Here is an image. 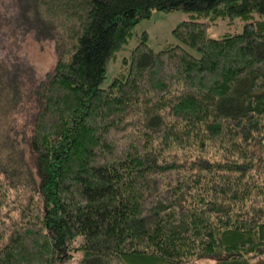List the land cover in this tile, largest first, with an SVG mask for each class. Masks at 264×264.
Masks as SVG:
<instances>
[{"label":"trees","instance_id":"obj_1","mask_svg":"<svg viewBox=\"0 0 264 264\" xmlns=\"http://www.w3.org/2000/svg\"><path fill=\"white\" fill-rule=\"evenodd\" d=\"M36 1L56 60L25 133L8 36L38 20L0 0V264H264V0ZM177 9V41L143 32L102 87L135 25Z\"/></svg>","mask_w":264,"mask_h":264},{"label":"rangeland","instance_id":"obj_2","mask_svg":"<svg viewBox=\"0 0 264 264\" xmlns=\"http://www.w3.org/2000/svg\"><path fill=\"white\" fill-rule=\"evenodd\" d=\"M28 2L25 7L27 12L31 11L29 22H36L38 20V30L31 29L30 33L23 36L22 40L19 37L16 38V31L11 27V38L8 36L7 28L9 22L0 24V31L5 34V40L8 36V42L10 43L8 53L15 56L17 62H20V67L17 71L18 80H20L18 91H20V97L22 102L12 112V124L17 128L18 132L27 133L29 131V124L31 117L34 113L36 106V89L31 84L34 78L37 76L42 77L47 72L54 68L55 64V51L53 42L46 41L44 39L45 34L43 31V22L47 18V13L42 6V3H38L36 0H26ZM23 11V10H22ZM5 10H0V21L5 19ZM190 13L177 9L173 11L155 10L148 18L141 19L134 27L133 34L129 41L121 48L117 53L115 59H113L106 72V77L101 83L102 87L108 86L114 77L118 74L120 63L123 57H127L132 53L133 49L143 39V32L148 33L147 42L155 50L159 49L164 41H177L173 35V28L182 20L188 19ZM10 21V17L7 18ZM25 22V21H23ZM228 19H218L217 22L212 23L208 27V34L213 37H218L225 32H241L243 30V22L236 20L233 23H229ZM9 29V28H8ZM15 33H14V32ZM39 31V32H38ZM14 41V42H13ZM16 73V72H15ZM21 134V133H20ZM19 138H23L22 134Z\"/></svg>","mask_w":264,"mask_h":264}]
</instances>
